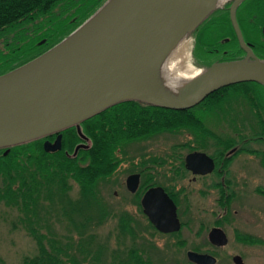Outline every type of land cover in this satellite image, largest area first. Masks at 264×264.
<instances>
[{
    "label": "water",
    "instance_id": "1",
    "mask_svg": "<svg viewBox=\"0 0 264 264\" xmlns=\"http://www.w3.org/2000/svg\"><path fill=\"white\" fill-rule=\"evenodd\" d=\"M222 1L199 11L202 0H105L61 40L0 74V147L56 132L52 140L43 141L46 151H55L61 148L59 130L75 125L85 140L75 145V155L90 142L80 121L121 100L184 109L226 85L241 81L264 84V60L244 41L233 14L240 0H233L231 17L246 55L199 68L172 94L152 90L151 79L170 48L184 32H193ZM262 30L264 33V25ZM199 155L207 156L199 151L188 153V163ZM126 183L134 190L138 174H129ZM141 203L157 229L180 228L176 204L163 187H149ZM208 239L222 246L228 237L222 227L213 226ZM186 255L195 264L216 262L208 252L187 249ZM233 260L242 263L240 254H234Z\"/></svg>",
    "mask_w": 264,
    "mask_h": 264
},
{
    "label": "trees",
    "instance_id": "2",
    "mask_svg": "<svg viewBox=\"0 0 264 264\" xmlns=\"http://www.w3.org/2000/svg\"><path fill=\"white\" fill-rule=\"evenodd\" d=\"M104 1L0 0V38L4 41V47L0 48V74L61 40ZM60 4L65 10L54 14V8ZM29 23L31 27L25 26ZM200 24L193 31L196 51L204 49V45L209 47L204 32L198 31ZM256 84L260 83L241 81L219 90L243 85L241 91L245 92L244 86ZM196 106L174 109L137 99L116 102L80 121L81 130L90 142L79 147L75 155H72L75 145L85 141L75 125L59 130L61 148L55 151H46L43 141L54 138L56 132L1 146L0 202L16 209L14 223L19 222L36 244V251L23 255L19 264H159L145 244L140 246L135 242L120 252H112L110 258L104 255L106 245L92 230L109 214L100 183L116 170L129 143L163 131L186 129L195 134L212 133L200 119ZM259 127L255 131L264 133V125ZM7 147L9 150L4 153ZM70 179L78 184L75 197L69 194ZM50 212L57 213V222L63 223L65 219L66 232L53 230L55 221L45 215ZM133 219L130 213L122 211L118 217L119 230L133 235ZM148 223L158 231L149 220ZM73 229L76 236L71 233ZM236 236L245 241H263L248 232H236ZM0 264H6L1 257Z\"/></svg>",
    "mask_w": 264,
    "mask_h": 264
},
{
    "label": "rangeland",
    "instance_id": "3",
    "mask_svg": "<svg viewBox=\"0 0 264 264\" xmlns=\"http://www.w3.org/2000/svg\"><path fill=\"white\" fill-rule=\"evenodd\" d=\"M60 10H65L62 4L54 8V14L59 13ZM28 25L30 26V23L25 24V26ZM213 29L216 31L215 28ZM7 35L10 36V34ZM194 35L195 32L187 34L186 57L183 62L199 69L203 66L193 61L191 56L194 43H196ZM3 43V38H0V48L4 47ZM242 86H229L227 93L230 91L243 92L241 91ZM245 96L246 93L244 95L234 93V96L231 95L224 100L216 101L215 104L222 112L232 102L243 103L246 100ZM197 113L199 114V112ZM210 115L213 116L212 113ZM207 116L206 114L202 120L203 123L211 129L214 128L220 131L223 125H213L210 122V116L209 118ZM259 126L261 125H253L252 131L259 130L261 128ZM195 135L197 134L186 129L163 131L147 139L127 144L125 153H121V156L124 154L126 158L137 159V156L134 157L133 155L135 150L149 152L152 154L151 156L146 155L145 157L142 155L140 158H152L148 164L156 165L157 174H160L167 166L175 164L176 161H173V159L176 158L175 156L178 153H182L183 150L188 148L197 147L201 143V139ZM131 163L137 165L134 160L125 163L119 162L112 175L100 183L102 199L105 203L107 202L106 205L108 204L109 214L99 226L92 230L98 234L99 240L106 245L104 255L108 254L107 257L110 258L112 252H120L126 246H130L132 242H135L140 246L145 244L146 248H149L151 256L159 264L190 262L186 255L187 249L211 252L217 258L214 264H237L232 259V255L237 253L242 257L241 264H264V196L258 194L256 190V192L253 189L246 190L244 203L228 205L229 211L224 213L225 215L219 216V213L223 212L222 206H216L210 197L203 196L199 189L194 187L195 185H188V187L182 184L179 189L173 188V190L180 192L178 205L182 227L176 234L160 232L149 226L148 219L142 212L141 206L135 202L124 188L122 179ZM69 183V194L72 197L77 196L78 184L73 179H70ZM124 210L134 218L131 222L133 235L131 233L124 234L119 230L118 217ZM234 210H237V213ZM45 215L50 220L55 221L52 227L53 230L57 232L67 231L64 224L65 219L63 223L56 221L57 213L50 212ZM16 220V209L0 202V257L6 264H19L23 255L32 254L36 251L34 239L19 222L14 223ZM217 223L225 230L228 237L227 243L222 246H214L207 240L208 229ZM236 232H248L255 237L262 238L263 241H245L237 237ZM71 233L75 236L77 234L75 229L71 230Z\"/></svg>",
    "mask_w": 264,
    "mask_h": 264
},
{
    "label": "flooded vegetation",
    "instance_id": "4",
    "mask_svg": "<svg viewBox=\"0 0 264 264\" xmlns=\"http://www.w3.org/2000/svg\"><path fill=\"white\" fill-rule=\"evenodd\" d=\"M232 1L223 0L200 24L198 31L200 34L204 32L209 45V47L204 45V49L201 48L202 50L196 51V43H194L191 56L193 61L200 66H207L213 61L242 58L246 55V50L241 47L233 25L231 17ZM233 14L246 44L254 54L264 60V33L262 30L264 25V0H240L234 8ZM194 37L196 36L194 35ZM227 88L224 90L218 88L214 90L216 93H212V91L211 93L214 95L209 96L211 94L209 93L196 106L201 120L207 114L208 118L210 116V122L213 125H223L221 130L211 129L204 123L212 133L195 135L201 139V143L197 147L188 148L183 150L182 153H178L175 156L176 158L173 159V161H176L175 164L167 166L162 173L157 174V166L148 164L152 158H140L142 155L145 157L146 155H152L144 150L137 149L134 151L133 155L134 157L137 156V159L126 158L125 156L121 160L123 163L134 160L137 164L131 163L127 168L122 183L127 193L131 195L136 203H139L148 220L141 199L144 192L151 186L159 185L163 187L176 204V212L181 226L178 230L173 231H179L182 227L178 205L180 192L173 190V188H181L182 184L185 186L195 185L194 187H197L203 196L210 197L216 206H222L223 212L219 213V216L225 215L224 213L229 211L228 205L244 203L246 190L253 189L264 196V133L252 131L253 125H264V84L244 86L246 100L239 104L238 102H232L229 107H225V111L221 112L215 104L216 101L219 102V100H224L231 95L234 96V93L244 95L243 92L239 91H230L228 94ZM211 113L213 114L212 117ZM192 151L204 152L207 156L193 157L188 163L186 157ZM131 173L138 174V183L134 190L130 189L126 183L127 176ZM234 211L237 213V210ZM218 224H214L210 228L219 226ZM210 228L207 231L209 242L208 232ZM157 230L165 233L173 232ZM233 256L234 254L232 259Z\"/></svg>",
    "mask_w": 264,
    "mask_h": 264
},
{
    "label": "bare ground",
    "instance_id": "5",
    "mask_svg": "<svg viewBox=\"0 0 264 264\" xmlns=\"http://www.w3.org/2000/svg\"><path fill=\"white\" fill-rule=\"evenodd\" d=\"M221 0H202L200 9L219 3ZM186 31V30H185ZM187 34L183 33L180 39L170 48L159 63L150 86L156 93H174L182 81L196 74L199 70L186 64Z\"/></svg>",
    "mask_w": 264,
    "mask_h": 264
}]
</instances>
